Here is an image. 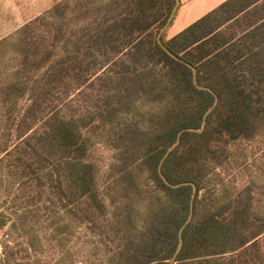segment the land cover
Segmentation results:
<instances>
[{
	"label": "trees",
	"instance_id": "16d2710c",
	"mask_svg": "<svg viewBox=\"0 0 264 264\" xmlns=\"http://www.w3.org/2000/svg\"><path fill=\"white\" fill-rule=\"evenodd\" d=\"M175 4L61 0L0 39V264H171L195 187L174 264H264L260 200L224 175L264 139V0L164 33L183 60L158 39ZM190 64L218 102L165 160L171 183L188 182L172 187L162 156L216 102Z\"/></svg>",
	"mask_w": 264,
	"mask_h": 264
},
{
	"label": "rangeland",
	"instance_id": "374dc122",
	"mask_svg": "<svg viewBox=\"0 0 264 264\" xmlns=\"http://www.w3.org/2000/svg\"><path fill=\"white\" fill-rule=\"evenodd\" d=\"M59 1L61 0H0V39L14 34L29 21L46 13ZM165 33L167 38L172 36L169 29ZM249 142L253 143H245L244 146H246V150L244 149L245 151H242L245 163L234 170L226 169L224 175L228 181L231 180L236 183L238 190L251 187V191L256 199L260 200V202L255 201L256 203H254V207L256 210H260L261 214H264V197L261 196L259 190V187L264 181V139ZM100 145L105 156L110 158L112 155L111 149L103 142H101ZM5 172V169H0V206L3 207H7V205L5 206L3 204H7V200H9L7 199L9 194L7 193L9 190L7 189L9 179L7 174L5 176ZM3 174L4 176H2ZM209 184L213 189L220 186L216 180L210 181ZM263 238L264 237H262V239ZM83 240L84 239L81 238L77 241H71L68 246L80 250L81 245H83ZM263 246L264 241L260 246L261 253L264 257ZM1 252L2 247L0 245V253ZM56 252L57 251H54V249H51L49 252L50 255H52L50 260L53 262H55L56 257L59 255ZM80 263L81 262H78L76 264Z\"/></svg>",
	"mask_w": 264,
	"mask_h": 264
},
{
	"label": "water",
	"instance_id": "95a60500",
	"mask_svg": "<svg viewBox=\"0 0 264 264\" xmlns=\"http://www.w3.org/2000/svg\"><path fill=\"white\" fill-rule=\"evenodd\" d=\"M181 5V0H176V4L174 5L173 7V10L166 22V24L163 26V28L160 30L159 32V35H158V39H159V43L160 45L170 54L172 55L174 58L178 59V60H183L181 59V57H179L177 54H175L173 51H171L169 49V47L163 42L162 40V35L168 30V28L171 26L174 18H175V15L177 13V10L178 8L180 7ZM191 65V64H190ZM191 67L193 68L194 70V81H195V84L198 88H201V89H207V90H210L211 92L214 93L215 97H216V102L213 106H211L204 114V117H203V124H202V127L201 128H193V127H189V128H185V129H182L179 133H178V136H177V140L176 142L170 146L167 151L164 153V155L162 156L160 162H159V174L160 176L163 178V180L170 186L172 187H179L181 185H184V184H187L188 182H180V183H177V184H173L171 183L167 177L164 175L163 173V164L165 162V160L168 158V156L179 146V144L181 143V138H182V133L184 131H187V130H193V131H198V132H202L205 127H206V122H207V118H208V115L211 113V111L214 109V107L216 106L217 102H218V95L217 93L209 86H204V85H201L199 83V79H198V69L196 66L194 65H191ZM196 193H197V188L195 187L194 189V192L192 194V198H191V208H190V214H189V217L187 219V221L182 225V227L180 228V231H179V246L177 248V250L175 251L173 257H172V260H171V264H174L179 253L181 252L182 250V247H183V244H184V237H183V232H184V229L186 228V226L188 225V223L193 219V216H194V201H195V197H196ZM200 262L198 261H194L190 264H199Z\"/></svg>",
	"mask_w": 264,
	"mask_h": 264
},
{
	"label": "crops",
	"instance_id": "0c3cea01",
	"mask_svg": "<svg viewBox=\"0 0 264 264\" xmlns=\"http://www.w3.org/2000/svg\"><path fill=\"white\" fill-rule=\"evenodd\" d=\"M225 1L226 0H181V5L177 10L173 24L168 28L171 31V35L174 36L179 33Z\"/></svg>",
	"mask_w": 264,
	"mask_h": 264
}]
</instances>
